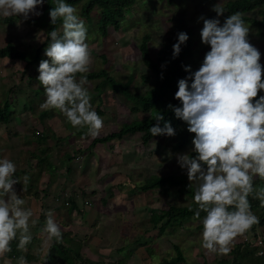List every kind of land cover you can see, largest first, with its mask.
Listing matches in <instances>:
<instances>
[{
  "label": "rangeland",
  "instance_id": "1",
  "mask_svg": "<svg viewBox=\"0 0 264 264\" xmlns=\"http://www.w3.org/2000/svg\"><path fill=\"white\" fill-rule=\"evenodd\" d=\"M227 1L135 0L120 27L109 26L105 36L98 30L97 8L90 12L87 20L81 16V3L71 5L77 9L88 30L89 72L106 69L115 79L128 81L132 92L142 93L155 83L154 79L151 84L141 79L143 74L151 75L141 59L139 45L142 36L149 35V52L157 58L175 17L180 9H184L193 30L191 53L185 61L195 71L210 50L209 45L201 43L203 20L198 18L203 16L206 19L215 4L221 6ZM45 7L46 0L38 10L42 12ZM244 16L259 18L257 9ZM13 18L11 22L0 17V45L11 43L26 51L41 46L40 60L47 59L44 49L51 40L49 36V41L42 45L47 36L46 26L34 20L35 15L27 20L21 16ZM220 22L223 24L224 20ZM245 24L250 28L249 43L261 53L260 63L264 71V37L252 24ZM61 25L62 21L56 31H62ZM40 60L25 67L22 60L0 58V108L6 100L9 103L8 121H0V159L7 158L16 165V178L29 177L27 186L32 193L45 198L46 210L52 212L62 235L69 232L84 241L83 249L87 255L99 256V261L104 262L120 261L122 257V264H153L174 257V246L184 256V262L180 264L202 261L214 264L219 259H231V252L224 256L208 254L200 246L202 226L193 218L182 220L177 227L167 225L161 230L149 220L151 212L159 213L170 204L189 203L175 187L169 186L166 191L158 187L142 190L141 185L155 175L174 174L187 179L186 170L179 167L176 157L185 153L191 155L192 143L176 149L170 137L157 135L143 143L141 133H135L91 145L94 138L87 135V128L74 129L58 110L44 111L39 107L45 98L43 87L36 79ZM100 81L101 78L88 79L86 85L92 106L104 122L98 137L116 132L124 123L148 115L147 112L133 111L132 102L106 83L100 85L97 94L95 86ZM259 95H264V91ZM51 164L53 167L50 168ZM15 185L25 187L19 182ZM254 187H264V183ZM70 199L77 203L78 210L69 209ZM251 210L260 217V206ZM258 236L264 239V226L260 224L237 237L231 248ZM70 244L65 246L79 251L81 244Z\"/></svg>",
  "mask_w": 264,
  "mask_h": 264
},
{
  "label": "clouds",
  "instance_id": "2",
  "mask_svg": "<svg viewBox=\"0 0 264 264\" xmlns=\"http://www.w3.org/2000/svg\"><path fill=\"white\" fill-rule=\"evenodd\" d=\"M44 3L45 0H0V17L21 16L27 20L32 15H42L38 8ZM212 10L217 17L224 13L218 4ZM49 17L51 25L62 21V31L49 33L51 42L44 49L47 59L38 64L36 79L45 97L39 107L44 111L58 110L72 128H87V135L97 138L104 122L93 108L86 87L91 64L87 27L77 9L65 0H55ZM198 19L203 20L201 43L209 45L210 50L197 70L182 66L188 75L177 80L174 99L179 106L167 107L187 124L188 132L195 134L191 141L195 155L178 154L176 159L179 167L186 170L189 184L195 186L193 201L197 207L193 219L202 226L200 246L208 254L224 256L231 252L237 237L260 223L251 210L249 197L264 207V187H254L255 179L264 180V95L258 96L264 91V79L261 53L249 43L250 28L240 12L228 15L223 24L218 18ZM188 38L185 32L177 33L173 58ZM153 119L156 124L149 128L151 136L176 135L162 113ZM160 121H164L163 127ZM15 173L16 165L11 160L0 159V257L12 251L11 242L17 239V249L26 252L33 239L30 228L38 223L33 211L22 207L25 201L14 189L18 182L26 186L29 177L25 175L20 180ZM189 211H193L191 205ZM202 212L205 215L201 218ZM44 215L41 235L51 248L53 242H62L63 236L52 212ZM19 264L28 261L21 256Z\"/></svg>",
  "mask_w": 264,
  "mask_h": 264
},
{
  "label": "trees",
  "instance_id": "3",
  "mask_svg": "<svg viewBox=\"0 0 264 264\" xmlns=\"http://www.w3.org/2000/svg\"><path fill=\"white\" fill-rule=\"evenodd\" d=\"M173 0H168L172 2ZM68 4H78L81 3V16L85 19H90V12L97 8L99 10V17L97 20L98 30L101 35H106L108 33L109 26L114 29L120 27L121 20L124 19L126 11L132 6L135 0H65ZM55 7V0H46V7L42 11V15L37 16L36 20L40 25L46 26L47 36L45 42L49 41V33L52 30H56L60 20L57 21L55 25L50 24L49 10ZM224 9V13L217 17L216 13L212 10L213 7L208 12L206 19L218 18L219 20H224L228 15L235 12H240L242 14L244 22H249L252 24L257 33L264 37V0H228L225 4L221 5ZM257 9L259 18L244 16L245 13ZM13 17L3 18V21H13ZM185 32L188 35V40L185 44L181 45V51L176 58L172 57V45L177 40L178 32ZM193 30L187 22L186 12L184 9H180L177 16L175 17V22L168 35L165 37L163 43L158 51L157 58H153L149 52L148 41L149 35L145 34L142 36L141 44L139 45L141 59L143 64L151 71V75L143 74L141 79L144 83L151 84L152 79H154V84L148 87L144 92H132L129 87V82H123L115 79L111 74L107 72L106 69H99L97 71L88 72V79H98L101 81L96 84L95 91L97 94L100 93V85L106 83L110 88L120 95H123L126 99L132 102L131 109L133 111H143L147 112L148 115L135 119L131 122L124 123L121 128L116 132H111L101 137L94 138L91 145L96 143H105L113 138L121 139L122 137L141 133V140L143 143H147L155 136H151L149 128L156 124L153 119L159 112L163 114L164 120L169 121L172 127L176 131L174 137H170L174 141V148L183 149L191 141L194 133L187 131V124L182 120L174 116L173 111L167 107L168 104L179 106V101L174 99V93L177 90V80L187 76V72L184 71L183 65H186L185 58L190 55L192 40L190 36ZM7 57L9 59L22 60L25 63V67L33 66L41 58V46L34 48L32 50L26 51L18 49L11 43H6L5 45H0V58ZM163 65V67H162ZM161 73L163 74V79L160 78ZM262 79H264V71H262ZM258 98V97H257ZM9 103L6 100L3 103L2 108H0V121H8L9 113ZM99 111V110H97ZM99 113V112H97ZM164 121H160V126L163 127ZM191 155H195L192 153ZM42 161V158H40ZM53 165H50V168ZM264 180L259 178L254 180V186L261 185ZM175 187L176 190L183 196H186L189 200L187 205H176L170 204L165 210H161L159 213L151 212L149 220L154 226L158 225L161 229H164L167 225L178 226L181 225V221L189 218H193L194 210L197 207L193 201L194 196V185L189 184V181L182 175L177 176L174 174H169L166 176H151L145 180L141 185L142 190L162 188L164 190L167 187ZM166 191V189H165ZM251 208L260 206L259 200L249 197ZM193 208V211H189V206ZM71 207H75V203H71ZM261 207V206H260ZM205 214L201 213V218ZM260 225L264 226V207H261L260 211ZM161 222V224H158ZM256 236V235H255ZM255 239V238H253ZM264 242V239H263ZM246 243V244H245ZM264 245V243H263ZM12 251L6 253V257H18L22 256L21 251L17 249V245L14 241L11 242ZM176 250V255L171 258L162 259L157 263L153 264H180L184 262V256L174 246ZM71 248H67L65 245H59V255L61 259L57 262L52 260L51 253H46L43 256L42 264H122L120 261L115 262H104L99 260H91L87 257H83L78 251L73 254L68 253ZM264 249V246H263ZM260 250V246L256 244V240L250 242H243L236 244L231 250V259H219L214 264H264V255H257ZM70 254V255H69ZM25 257V256H23ZM29 259H37L38 256H26ZM25 257V259H26ZM198 264H207L202 261Z\"/></svg>",
  "mask_w": 264,
  "mask_h": 264
},
{
  "label": "crops",
  "instance_id": "4",
  "mask_svg": "<svg viewBox=\"0 0 264 264\" xmlns=\"http://www.w3.org/2000/svg\"><path fill=\"white\" fill-rule=\"evenodd\" d=\"M14 189H15L17 195H19L20 198L25 201V204L22 207H24L25 209H31L33 211V213H34L33 219H36L38 217V223L34 227L30 228L33 239L31 241V243L26 246L27 251L26 252L21 251V255L25 256V257L28 255L38 256V258L36 260L35 259H29L28 257H26L28 264H42L43 256L46 253H51L52 260L54 262L59 261L61 259V257H60L61 255H59L60 254L59 253L60 252L59 251V245H66V243L70 244L71 242H72V244H74V243L81 244V247L79 248L78 252L83 257H87V258H89L91 260H95V261L100 260L99 256L87 255V253L85 252L86 249H83L84 241H80V240L76 239V237L74 235H71L69 232H65L62 235L63 236L62 242H59V243L53 242L51 245V248H49L47 245H45L43 242L44 238L41 235V229H42V227L45 223V220H46V218H45L46 216L44 215V212H46L47 211L46 209H48V207L44 203L45 198L43 196H37V193L36 194L34 192L32 193V191H30V187L27 185L25 187L19 186V188L16 185H14ZM72 202L75 203L74 208L71 207ZM41 209H43L44 211L42 212ZM69 209L70 210H78L77 203L73 199H70ZM54 210H56V209H54ZM14 242L17 245L18 239L14 240ZM69 246H71V244ZM69 246H68V248H71ZM70 250L71 251L68 252L70 254H73L75 252L72 248ZM120 262L123 263L122 257H120ZM0 264H19V259H18V257H6L4 255L3 257H0Z\"/></svg>",
  "mask_w": 264,
  "mask_h": 264
},
{
  "label": "built area",
  "instance_id": "5",
  "mask_svg": "<svg viewBox=\"0 0 264 264\" xmlns=\"http://www.w3.org/2000/svg\"><path fill=\"white\" fill-rule=\"evenodd\" d=\"M254 240H256V244H258L260 246V250L258 251V253L260 252H264V249H263V239L261 237H256Z\"/></svg>",
  "mask_w": 264,
  "mask_h": 264
}]
</instances>
